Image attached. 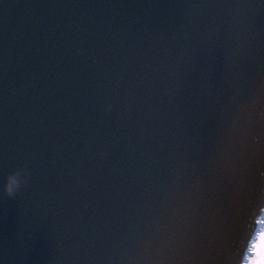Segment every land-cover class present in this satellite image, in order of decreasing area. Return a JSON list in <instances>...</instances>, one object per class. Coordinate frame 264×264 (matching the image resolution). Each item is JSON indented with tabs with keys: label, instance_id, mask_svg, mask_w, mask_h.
Segmentation results:
<instances>
[{
	"label": "water",
	"instance_id": "obj_1",
	"mask_svg": "<svg viewBox=\"0 0 264 264\" xmlns=\"http://www.w3.org/2000/svg\"><path fill=\"white\" fill-rule=\"evenodd\" d=\"M263 206L264 0H0V264H240Z\"/></svg>",
	"mask_w": 264,
	"mask_h": 264
},
{
	"label": "clouds",
	"instance_id": "obj_2",
	"mask_svg": "<svg viewBox=\"0 0 264 264\" xmlns=\"http://www.w3.org/2000/svg\"><path fill=\"white\" fill-rule=\"evenodd\" d=\"M16 183L15 177H9L8 182L4 185V191L11 194ZM248 244L251 255L241 264H264V227L254 234V239L249 240Z\"/></svg>",
	"mask_w": 264,
	"mask_h": 264
},
{
	"label": "flooded vegetation",
	"instance_id": "obj_3",
	"mask_svg": "<svg viewBox=\"0 0 264 264\" xmlns=\"http://www.w3.org/2000/svg\"><path fill=\"white\" fill-rule=\"evenodd\" d=\"M261 227H264V208H263V211H262V213H261V215L259 217L258 227H257L255 233L259 232ZM250 255H251V252H248L247 251L246 254H245V256H244V258H243V260L247 259Z\"/></svg>",
	"mask_w": 264,
	"mask_h": 264
},
{
	"label": "snow or ice",
	"instance_id": "obj_4",
	"mask_svg": "<svg viewBox=\"0 0 264 264\" xmlns=\"http://www.w3.org/2000/svg\"><path fill=\"white\" fill-rule=\"evenodd\" d=\"M206 255H207L206 252L202 253V256H206ZM205 261H206V260H201V261L199 262V264H205Z\"/></svg>",
	"mask_w": 264,
	"mask_h": 264
},
{
	"label": "rangeland",
	"instance_id": "obj_5",
	"mask_svg": "<svg viewBox=\"0 0 264 264\" xmlns=\"http://www.w3.org/2000/svg\"><path fill=\"white\" fill-rule=\"evenodd\" d=\"M248 252H250L249 248H248Z\"/></svg>",
	"mask_w": 264,
	"mask_h": 264
}]
</instances>
